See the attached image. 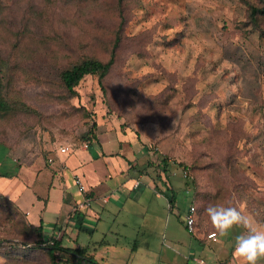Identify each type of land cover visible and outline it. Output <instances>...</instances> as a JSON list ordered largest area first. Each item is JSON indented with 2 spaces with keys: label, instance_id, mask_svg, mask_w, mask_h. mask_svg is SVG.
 <instances>
[{
  "label": "rangeland",
  "instance_id": "1",
  "mask_svg": "<svg viewBox=\"0 0 264 264\" xmlns=\"http://www.w3.org/2000/svg\"><path fill=\"white\" fill-rule=\"evenodd\" d=\"M251 4L263 5L259 0H0V83L17 107L0 110V174L13 178L18 161L44 157L60 145L84 144L95 121L100 125L95 132L120 130L133 140L114 146L117 153L97 163L110 172L118 169L114 176L135 169L156 175L163 171L159 155H166L176 192L160 242L162 229L149 240L146 195L140 201L128 197L130 220H143L138 236L127 240L130 249L140 246L134 253L138 264H204L195 255L214 264L198 250L184 258L194 241L200 244L198 226L212 228L206 207L243 206L264 224V14L257 24ZM116 42V60L103 82L88 74L78 94L68 95L61 68L86 54L106 60ZM107 158L113 160L105 164ZM130 160L138 163L132 169ZM31 184L22 205L0 192V238L35 244L23 214L33 192L48 210L61 209L63 187L48 179ZM164 201L152 207L164 210L165 218ZM191 204L198 209L195 233L185 223ZM244 231L236 227L207 248L232 253ZM68 232L78 237H63L69 246L94 244L97 238L72 224ZM26 247L0 246V264H51L45 252Z\"/></svg>",
  "mask_w": 264,
  "mask_h": 264
},
{
  "label": "crops",
  "instance_id": "2",
  "mask_svg": "<svg viewBox=\"0 0 264 264\" xmlns=\"http://www.w3.org/2000/svg\"><path fill=\"white\" fill-rule=\"evenodd\" d=\"M96 132L98 136L96 139L89 141V147H85L83 144L75 147L71 146V150L68 153H61L58 151V147H56L52 148L44 157L39 156L29 162L16 161L19 165V171L16 176L12 178L0 174V191L11 200L22 205L25 193L28 191L27 188H30L31 182H45L48 179L50 185L57 184L63 187L64 194L61 209L58 211L48 210L47 203L42 201L39 194L33 192L34 197H28L30 201L28 202V207L24 206L27 209L26 212H23L28 223L35 225L43 223V231L46 236L52 233H57L60 236L62 231H64L63 237L71 235L75 241H78V237L75 236L74 238L68 232V227L71 224L76 227L81 224L83 226L82 230L93 231V237L96 236L97 238L94 240V244L88 242L72 247L88 246L89 253L94 254L100 264H138L137 257L134 258V253L139 251L140 246L130 249L128 241L131 238L133 239L134 235L138 236L139 227L143 226V220L140 219L141 222L136 221L135 223L130 220L129 215L132 207L129 203L131 200L128 197L133 196L135 198H132L133 200L140 201L146 195L149 203L147 210L151 213V224L149 227L151 234L149 240L154 239L156 231L161 232L160 229H162L158 242H160L162 235H166L170 220L167 208L174 201H170L171 195L166 190L168 185L163 181L164 174L162 175V180H158V182L155 180L157 174L139 173L137 169H135L134 174H130L129 170H121L124 174L118 175L119 173L117 172L118 174L116 173L117 175L114 176L113 172L118 169L110 172L109 168H104L100 163H97L101 156L105 154H116L117 151L114 146L120 145L122 147L125 142L132 141L133 139L131 135L125 137L120 130L111 131L101 128ZM110 133L120 134L123 138L111 137ZM104 145H108L110 149L108 152L103 150L102 147ZM51 156L53 157V161L49 160ZM111 160L113 159L107 158L104 162L107 164ZM136 164H138L136 161H129L131 169ZM125 173L128 175L125 176ZM76 174L83 178L89 193L93 196L91 206L85 210V215L80 216V218H77L76 215H71L74 205L83 197L74 182ZM145 184L150 186V191L144 189ZM156 185L164 191L158 190ZM71 186H74V189ZM126 190L129 191V194H127ZM104 197H107V199L104 200ZM164 199L167 200L165 218L164 210L160 213L152 207L158 204L164 206ZM69 217H71L70 223H68ZM164 219L165 221L163 222ZM198 228L199 233L197 236L199 237L200 244L194 241L188 255H184V258L190 259L193 253L198 250L206 254L214 264H242L233 255L234 249L231 253L229 251L230 248L226 250L225 247L224 252L219 255L216 250L207 248V245L212 248L214 244L221 240V237L217 235L216 240L208 237L209 232L215 231L213 228L206 229L200 226ZM124 237L127 239L123 240ZM227 242L224 245H229ZM230 246H233L232 242ZM155 251L157 253L158 249ZM176 252L182 253L178 250ZM194 259L198 263L207 264L202 256L195 255ZM184 262L186 261L184 260Z\"/></svg>",
  "mask_w": 264,
  "mask_h": 264
},
{
  "label": "trees",
  "instance_id": "3",
  "mask_svg": "<svg viewBox=\"0 0 264 264\" xmlns=\"http://www.w3.org/2000/svg\"><path fill=\"white\" fill-rule=\"evenodd\" d=\"M263 3V5L259 4H251L250 5V16L251 18L258 24L257 20L260 14H264V0H259ZM118 42V41H117ZM117 42L115 43L114 49L111 52V55L108 59L103 60L96 56H92L91 54H86L82 56L80 59L70 63L69 65H65L60 70V79L62 81L63 87L67 90L68 95L73 96L78 94L77 86L81 82V80L88 74L90 75H98L99 81L102 83L104 77L110 72L112 66L115 63V56H116V46ZM104 88V87H103ZM16 102V101H15ZM16 105L14 104L13 99H10L4 91V84L0 83V110L3 112H9L10 110L16 109ZM99 123L96 121L93 123L92 129L88 131L87 139L92 141L96 139L98 134L95 132V129L98 127ZM90 146V145H89ZM163 162V171L159 172L155 180H162V175L164 174L163 181L166 185H168V191L171 190L170 201H174V197L176 196V192L173 188L172 182L170 180V166L168 162V157L166 155H159V160L157 162ZM158 190H163L162 188L156 185ZM164 191V190H163ZM1 192V191H0ZM1 194H3L1 192ZM166 194H168L166 192ZM4 195V194H3ZM196 195L194 194V199L192 202H195ZM197 207V205H196ZM198 210V209H197ZM198 216V214H197ZM79 218V217H78ZM198 218V217H197ZM71 217L68 219V223H70ZM28 227L30 228L31 232H34L36 235L35 244H29L26 241H16L14 239H4L0 238V246L6 244H20L27 246L26 248L29 249H39L45 252L50 260L51 264H100V262L96 259L94 254L89 253L88 246H79V247H72L66 245L63 240V234L65 233L62 231L60 236L57 233H52L49 236L44 234V227L43 223L40 225H35L33 223H28ZM197 224V222H196ZM198 226V224H197ZM78 228L82 230L83 226L80 224ZM52 240V242L50 241Z\"/></svg>",
  "mask_w": 264,
  "mask_h": 264
},
{
  "label": "clouds",
  "instance_id": "4",
  "mask_svg": "<svg viewBox=\"0 0 264 264\" xmlns=\"http://www.w3.org/2000/svg\"><path fill=\"white\" fill-rule=\"evenodd\" d=\"M195 211V210H193ZM214 235L227 237L230 231L240 227L245 231L236 237L233 255L242 264H259L264 260V224L245 214L243 206L209 205L205 208Z\"/></svg>",
  "mask_w": 264,
  "mask_h": 264
},
{
  "label": "built area",
  "instance_id": "5",
  "mask_svg": "<svg viewBox=\"0 0 264 264\" xmlns=\"http://www.w3.org/2000/svg\"><path fill=\"white\" fill-rule=\"evenodd\" d=\"M85 147H89L90 142L89 140H86L83 144ZM71 150V146L68 144L65 145H60L58 147V151L61 153H68ZM50 161H53V157H49ZM185 176H187V172L185 173ZM74 182L78 188V191L82 193L83 197L80 201H78L72 211L71 215H76L77 218L82 215H85L87 208L91 206V203L93 202V196L89 193L88 187L86 183L84 182L83 178L76 174L74 177ZM107 197H104V200H106ZM196 205L191 204L190 207L188 208V212L185 216V223L188 228V230L192 233L197 232V209ZM195 210V211H193ZM70 218V217H69ZM68 218V219H69ZM208 237L212 238L214 240L217 239V235H214V231H211L208 233ZM52 242V240H50Z\"/></svg>",
  "mask_w": 264,
  "mask_h": 264
}]
</instances>
